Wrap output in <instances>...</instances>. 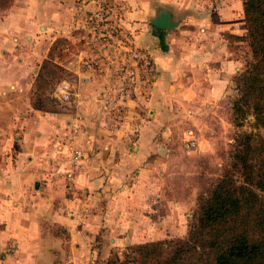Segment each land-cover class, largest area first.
Returning <instances> with one entry per match:
<instances>
[{"label": "crops", "instance_id": "crops-1", "mask_svg": "<svg viewBox=\"0 0 264 264\" xmlns=\"http://www.w3.org/2000/svg\"><path fill=\"white\" fill-rule=\"evenodd\" d=\"M220 1L224 18L226 2ZM125 2L126 25L135 29L136 44L156 63L155 81L125 100L123 117L113 124L100 94L120 80L116 63L123 54L112 45L115 54L103 52L108 64L83 68L86 50L78 48L67 63L78 73L69 82L68 107L48 111L29 102L28 115L8 119L10 131H17L7 136L6 147L0 144L5 157L0 160V264H80L87 253L96 252L91 242L99 229L100 250L186 230L184 211L196 195L190 173L200 168L199 158L210 154L217 136L229 137L221 107L233 90L239 62L209 25L170 30L145 20L159 4L176 0ZM93 8L96 0H28V64L43 60L55 38L86 25L85 15ZM227 26L219 20L217 31ZM7 39L0 34L5 52ZM90 54L103 59L98 52ZM15 75L16 68L1 67L0 58V82ZM6 103L0 106L16 115L17 103ZM182 118L197 129L195 149L184 145ZM72 145L82 149L83 157L68 184ZM176 172L182 176L176 179Z\"/></svg>", "mask_w": 264, "mask_h": 264}, {"label": "rangeland", "instance_id": "rangeland-1", "mask_svg": "<svg viewBox=\"0 0 264 264\" xmlns=\"http://www.w3.org/2000/svg\"><path fill=\"white\" fill-rule=\"evenodd\" d=\"M124 2L125 0H96L97 8H93V10L85 15L86 25L77 26L73 29L74 31L71 33V36L62 35L55 38L48 49L46 57L43 60H33L29 64L28 0H8L0 5V34L2 38L3 36L8 37L7 42L4 44L8 50L5 52V48L3 49V46H0L1 67L14 66L16 68L14 79L0 82V105H7V101L17 103L16 115H9V108L6 110L4 107L0 106V144L2 148L4 145L5 147L7 145L5 141L7 136L12 134L11 131L13 132L15 131L14 129H16L12 128L10 131V123H8V119H19L22 116V113L28 115V109L30 108V105H28L29 102L34 107L48 111H57L68 107L69 104L67 101L72 98V87L71 95L68 100H63L57 97L54 93V89L55 85L60 80H67L70 83L71 81H76L78 73L73 74V70L67 66V63L72 62L74 53L79 52L78 48L86 50L82 53V56H84L81 60L83 68L90 66L98 68L108 64L109 61H106L105 59L107 54H104L103 52L108 51L115 54L117 49L112 45H115L118 48V51L120 49V52L124 54L125 50L120 48L118 40L125 37H133L134 39L135 31L134 28L132 29L126 25L128 6L127 4H124ZM225 2L224 9L226 13L224 14V18H222L223 10L220 9V0H176V2L171 3L170 6L163 3L159 4L157 10L154 11L153 14H150L149 16L146 14L145 20L150 22V17L156 15L160 8H165L172 13V19L178 21V25L169 28L170 30H177L179 26L191 28L194 25H209V29L214 31L213 33H215V37L217 34L219 39H225L227 50L234 59L238 60L239 70L235 74L237 75L245 68L246 64L251 59V51L247 41L243 38L246 34V24L242 0H225ZM232 11H234V14ZM208 19L214 21V24L207 22L209 21ZM194 20L196 21L194 22ZM219 20H222L228 25L223 31H217L218 28H220V26L217 28V22ZM233 28V31H236L238 34L231 32ZM73 35L75 36L72 37ZM235 35H240V38H237ZM31 46L33 45H29V47ZM91 52L100 53L103 59L98 60V56H91ZM120 59L121 58H119L116 63L118 69L121 62ZM31 63H34L33 66H31ZM31 67L34 68L31 69ZM235 75L232 78L231 85L233 90L229 94L228 102H225L226 104L224 103L221 107V112H223L225 119L229 122V124L227 123L226 125L229 137L217 136L213 144L214 148L209 152L210 154L203 155V157L201 156L199 158L200 171L198 167H194L193 170L190 169L188 172L190 173L192 170L190 175L192 176L193 187L195 186L196 188V195L194 197L193 205L184 211L183 219L184 225L186 224L185 232L183 230V234H175L172 236L143 241H130L124 245L112 246L109 250L108 246L107 249L100 250L98 249V245L102 243V236L100 235L101 230L99 229L94 240L91 242V247H96V252L87 253V258L83 261L81 260L80 264H107L108 259L114 252L122 255V252L130 244L157 239L185 237L187 235L193 211L197 206L198 197L200 194L207 191L211 183H213L221 174L223 166L229 161V151L236 132L239 129H253L252 114L247 115L243 126H237L233 121L231 102L238 92ZM103 91L100 96H102ZM182 119L183 121L180 122L179 129L182 128L186 131V129L191 126H188L187 123H185L187 120L186 118L185 120L184 118ZM194 130L197 131V129ZM72 131L74 132L73 128L69 132L72 133ZM72 137L73 136H71V138ZM177 149L181 150L180 146H178ZM1 156L0 160H4L5 157ZM14 158L15 155L12 157L9 156L8 162L14 160ZM179 170L180 167L178 171ZM181 176L182 173L176 172V179ZM176 182L178 183V180H176ZM163 212L164 210L162 209V214ZM107 243L109 244L108 239Z\"/></svg>", "mask_w": 264, "mask_h": 264}, {"label": "trees", "instance_id": "trees-1", "mask_svg": "<svg viewBox=\"0 0 264 264\" xmlns=\"http://www.w3.org/2000/svg\"><path fill=\"white\" fill-rule=\"evenodd\" d=\"M242 4L251 59L235 75L231 109L237 126L252 114L253 129L236 132L229 161L199 195L185 237L130 244L107 264H264V0Z\"/></svg>", "mask_w": 264, "mask_h": 264}, {"label": "built area", "instance_id": "built-area-1", "mask_svg": "<svg viewBox=\"0 0 264 264\" xmlns=\"http://www.w3.org/2000/svg\"><path fill=\"white\" fill-rule=\"evenodd\" d=\"M118 43L125 50L120 59V80L107 85L100 97L102 110L113 124L122 119L126 110L125 100L131 97L138 87L149 89L156 78V63L148 50L136 44L133 37L121 38ZM54 93L60 99L68 100L71 95L69 81L57 82ZM184 145L187 149H194L198 145V137L193 128L186 129ZM82 157V149L72 145L70 167L65 171L68 184H72L75 167Z\"/></svg>", "mask_w": 264, "mask_h": 264}, {"label": "water", "instance_id": "water-1", "mask_svg": "<svg viewBox=\"0 0 264 264\" xmlns=\"http://www.w3.org/2000/svg\"><path fill=\"white\" fill-rule=\"evenodd\" d=\"M150 22L160 29H169L178 25V21L172 19V13L165 8H160L156 15L150 17Z\"/></svg>", "mask_w": 264, "mask_h": 264}]
</instances>
